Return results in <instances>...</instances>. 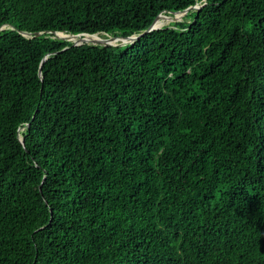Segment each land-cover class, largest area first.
Segmentation results:
<instances>
[{"label":"trees","instance_id":"16d2710c","mask_svg":"<svg viewBox=\"0 0 264 264\" xmlns=\"http://www.w3.org/2000/svg\"><path fill=\"white\" fill-rule=\"evenodd\" d=\"M1 26L0 264H264V0H0Z\"/></svg>","mask_w":264,"mask_h":264},{"label":"water","instance_id":"95a60500","mask_svg":"<svg viewBox=\"0 0 264 264\" xmlns=\"http://www.w3.org/2000/svg\"><path fill=\"white\" fill-rule=\"evenodd\" d=\"M204 6V4L202 5H193L189 8H187L186 10L182 11V12H175V11H168V14L172 15V19L174 22L176 21H181L182 18L184 16H186L189 12L191 11H198L200 8H202ZM163 14H159L157 15L154 20L152 21V23L150 24V26L144 30L142 33L137 34V35H131V36H120V37H101L98 34H93V35H88V34H64L62 32H54V35L62 40L65 41H70L69 38H75L74 41H72V47L75 46H80L82 44H89V45H94V46H123L129 43H133L134 41L138 40L142 35L149 33L153 30H157L160 29L161 27H157V23H158V18L159 16H162ZM164 16V15H163ZM165 17H170V16H165ZM6 26H1L0 30L5 29ZM62 34V35H59ZM22 35H24L25 37H37L39 35H41V33H26V32H22ZM47 58V55H45V57L42 59L41 63H43ZM39 78L42 80V76H41V68L39 69L38 72ZM23 128H19V131L22 130ZM18 131V132H19ZM19 142L23 145V138L19 137Z\"/></svg>","mask_w":264,"mask_h":264},{"label":"bare ground","instance_id":"6f19581e","mask_svg":"<svg viewBox=\"0 0 264 264\" xmlns=\"http://www.w3.org/2000/svg\"><path fill=\"white\" fill-rule=\"evenodd\" d=\"M173 21L172 17H165V16H159L158 18V23H157V27H162L163 25L167 24L168 22ZM62 35V34H59ZM70 41H74L75 38H69Z\"/></svg>","mask_w":264,"mask_h":264},{"label":"rangeland","instance_id":"374dc122","mask_svg":"<svg viewBox=\"0 0 264 264\" xmlns=\"http://www.w3.org/2000/svg\"><path fill=\"white\" fill-rule=\"evenodd\" d=\"M197 5L199 6V5H200V3H197ZM163 15H164V14H163ZM164 16H170V17H171L172 15H170V14H167V15H164ZM170 22H174V21H170ZM170 22H168L167 24H165V25H163V26H166V25H168ZM163 26H162V27H163Z\"/></svg>","mask_w":264,"mask_h":264}]
</instances>
